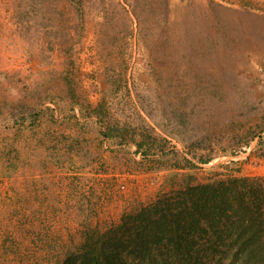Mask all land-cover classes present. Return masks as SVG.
<instances>
[{"label":"rangeland","instance_id":"374dc122","mask_svg":"<svg viewBox=\"0 0 264 264\" xmlns=\"http://www.w3.org/2000/svg\"><path fill=\"white\" fill-rule=\"evenodd\" d=\"M202 186L260 242L200 221L153 244L140 218ZM88 230L123 264H264V0H0V264H58Z\"/></svg>","mask_w":264,"mask_h":264},{"label":"trees","instance_id":"16d2710c","mask_svg":"<svg viewBox=\"0 0 264 264\" xmlns=\"http://www.w3.org/2000/svg\"><path fill=\"white\" fill-rule=\"evenodd\" d=\"M139 147H141V145H138V148ZM233 182L235 185V181ZM234 185H232V187ZM183 192H187V195H191L189 189L185 188ZM232 195H237V198L239 199L237 193H232V190H229V188L226 187L224 188V186L220 189L215 188L212 190L211 188L202 186L199 190V198H196V201L192 198L189 199V205L187 199H183V194L181 195L182 206L181 208L177 206L179 212L173 214V217H177L178 221H167L166 216L164 215L159 218V220H161V222H159L153 220V218L147 215H143L140 218L139 223L143 222L150 225L148 236L150 239H153V244H159L164 241L173 242L178 238L179 232L181 235L186 231L187 233H195V231H197L199 233L207 234V230L209 229L212 231L215 242H218L225 235L234 234L236 235L235 240L237 242H243L241 246H245V243L251 244V242L258 244L260 242V236L258 234L259 228L255 225V209H251L250 207L243 209L239 204V208H237L238 210H235L231 204V200L233 199H230V197ZM183 203L185 205H183ZM239 210H242V212ZM230 211H232L235 217L234 222L230 223L228 229L214 232V226L221 224L222 221L228 218V213H230ZM194 215H197V217H194ZM200 221L204 223L207 230L199 225ZM166 223L169 226H172L173 229L168 230L169 226H167ZM244 223L246 226H243V228L240 229ZM118 229H120V227H118ZM116 231L117 230H88L87 233H84L81 242L75 246L72 251L68 252L64 260L58 264H123L125 255L128 253V249L125 245L127 240L123 236L119 237ZM247 231H249V237L246 236ZM260 248L261 247L252 246L251 248L244 250H247L248 255H253L255 253L260 254L262 255L260 259H262L263 254L260 253ZM181 252V247H179L178 254ZM129 253L139 252L134 248H131Z\"/></svg>","mask_w":264,"mask_h":264}]
</instances>
